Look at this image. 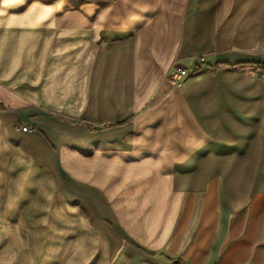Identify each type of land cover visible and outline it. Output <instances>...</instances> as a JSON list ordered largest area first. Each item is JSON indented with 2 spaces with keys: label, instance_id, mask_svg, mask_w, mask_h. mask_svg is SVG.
Wrapping results in <instances>:
<instances>
[{
  "label": "crops",
  "instance_id": "1",
  "mask_svg": "<svg viewBox=\"0 0 264 264\" xmlns=\"http://www.w3.org/2000/svg\"><path fill=\"white\" fill-rule=\"evenodd\" d=\"M258 64L264 0H0V202L55 170L71 189L50 198L64 235L17 225L10 258L56 244L76 264H264Z\"/></svg>",
  "mask_w": 264,
  "mask_h": 264
},
{
  "label": "rangeland",
  "instance_id": "2",
  "mask_svg": "<svg viewBox=\"0 0 264 264\" xmlns=\"http://www.w3.org/2000/svg\"><path fill=\"white\" fill-rule=\"evenodd\" d=\"M201 57L203 58V56H199V60ZM193 63L189 60L184 65H190L192 68ZM53 177L55 180L53 184L35 178L34 181L39 183L17 186L16 193H21L20 199L0 202V264H76L79 252L70 246L59 249L56 248V244H24L23 259L20 263L17 262L15 254L10 258V252L13 249L10 251L9 244L5 243V238L9 237L11 230L12 233L15 231L17 225H22L28 230L29 242H33L39 237H41L39 240L46 239L52 223L58 225L56 227H58L61 237L64 235L62 233L64 217H58L50 209L53 204L50 198H54L53 196H57V194L67 196L71 189L57 170L54 171ZM93 218L98 224L107 225L112 230L115 229L112 220L97 218L94 215ZM48 235L49 239H54L53 233L49 232Z\"/></svg>",
  "mask_w": 264,
  "mask_h": 264
},
{
  "label": "built area",
  "instance_id": "3",
  "mask_svg": "<svg viewBox=\"0 0 264 264\" xmlns=\"http://www.w3.org/2000/svg\"><path fill=\"white\" fill-rule=\"evenodd\" d=\"M202 60L203 58L201 57L199 62L193 63V66L195 67L199 66ZM190 69H191L190 65H183V64H178L177 62H174L173 70L167 71V73L176 74L180 78H184L188 76ZM27 127H28L27 124H21V123H18L16 126V128L21 131H25Z\"/></svg>",
  "mask_w": 264,
  "mask_h": 264
},
{
  "label": "trees",
  "instance_id": "4",
  "mask_svg": "<svg viewBox=\"0 0 264 264\" xmlns=\"http://www.w3.org/2000/svg\"><path fill=\"white\" fill-rule=\"evenodd\" d=\"M244 65H247V63H240V64H235L233 67H242V66H244ZM258 65H261V66H264V64H258ZM127 120V118H125V119H123V120H120V121H118V122H116V123H114V124H122V123H124L125 121ZM77 123H79L80 121H76ZM87 125H89V124H87ZM111 125V124H110Z\"/></svg>",
  "mask_w": 264,
  "mask_h": 264
},
{
  "label": "bare ground",
  "instance_id": "5",
  "mask_svg": "<svg viewBox=\"0 0 264 264\" xmlns=\"http://www.w3.org/2000/svg\"><path fill=\"white\" fill-rule=\"evenodd\" d=\"M101 247V246H100Z\"/></svg>",
  "mask_w": 264,
  "mask_h": 264
},
{
  "label": "water",
  "instance_id": "6",
  "mask_svg": "<svg viewBox=\"0 0 264 264\" xmlns=\"http://www.w3.org/2000/svg\"><path fill=\"white\" fill-rule=\"evenodd\" d=\"M175 261V260H174Z\"/></svg>",
  "mask_w": 264,
  "mask_h": 264
}]
</instances>
